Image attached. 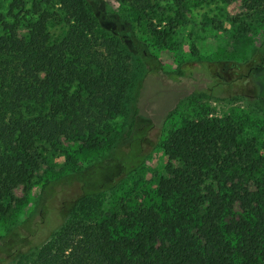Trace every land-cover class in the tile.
Here are the masks:
<instances>
[{
	"label": "trees",
	"instance_id": "1",
	"mask_svg": "<svg viewBox=\"0 0 264 264\" xmlns=\"http://www.w3.org/2000/svg\"><path fill=\"white\" fill-rule=\"evenodd\" d=\"M116 1L142 21L162 1L187 12L194 0ZM44 2L57 9H44L40 2L26 9L23 1L14 0L8 14L0 17V216L11 211L16 190L30 185L43 158L62 148V141L92 149L109 140L131 87V57L146 65L145 75L185 74L180 68L163 71L130 23L104 10L102 0ZM263 5L264 0H249L252 9ZM53 23L66 27L59 38L51 35ZM141 87L139 82L131 118L112 154L55 180L91 177L80 193L60 205L62 223L44 234L41 230L50 217L47 191L54 189V183L47 182L33 214L0 236V264H264L263 243L249 237L245 224L225 221L241 207L254 218L255 227L264 230L262 157L254 141L242 139L241 130L227 120L188 121L161 144L169 164L158 191L174 202L178 217L162 219L144 207L131 212L123 208L121 216L84 209L147 157L142 148L147 131L140 132ZM123 146H135L137 154L120 156ZM114 158L122 163L115 178L95 185L97 171ZM194 207L199 208L201 226L192 233L180 216ZM37 215L41 219L35 221Z\"/></svg>",
	"mask_w": 264,
	"mask_h": 264
},
{
	"label": "rangeland",
	"instance_id": "2",
	"mask_svg": "<svg viewBox=\"0 0 264 264\" xmlns=\"http://www.w3.org/2000/svg\"><path fill=\"white\" fill-rule=\"evenodd\" d=\"M13 1L0 0V17L8 14ZM18 1H23L26 9H30L33 2H40L44 9H57L44 0ZM102 7L130 23L137 38L157 58L163 71L172 73L180 68L185 74L173 78L162 72L145 75L146 65L137 57H131V87L123 114L112 122L113 133L109 140L92 149L62 141V148L43 158L30 185L16 190L17 201L11 211L0 216V236L33 214L41 188L47 182H53L54 189L47 191L50 217L41 230L44 234L62 223L63 218L58 216L60 205L80 193L84 182L91 181V177L84 180L66 178L59 183L55 180L84 171L112 154L131 118L139 82L142 84L138 103L140 132L147 131L148 138L142 147L143 152H148L147 157L114 188L94 196L84 209H89L91 214L121 216L123 208L131 212L144 207L153 209L162 219L178 217L174 202L163 199L158 191L160 179L167 177L169 164L161 144L172 132L193 120H227L237 126L242 139L254 141L262 157L260 177L264 180V5L252 9L249 0H236L230 4L215 0L197 3L194 0L187 12L180 13L176 6L162 1L155 12L142 21L116 0H102ZM176 15L180 16L170 22ZM49 28L54 38H59L66 31L63 24L53 23ZM166 33L170 36L165 39ZM173 109L175 111L167 116ZM119 151L123 157L127 153L137 154L135 146H123ZM120 164L114 158L104 165L102 171H97L98 178L94 184H110L121 168ZM260 195L264 197V189ZM180 218L190 232L199 230V208L184 211ZM34 219L38 221L41 217L37 215ZM253 219L241 207H236L225 221L245 224L249 237L263 243L264 248V230L259 231Z\"/></svg>",
	"mask_w": 264,
	"mask_h": 264
}]
</instances>
